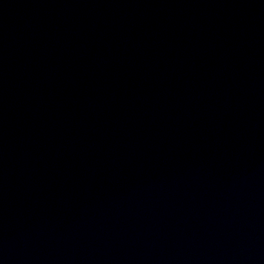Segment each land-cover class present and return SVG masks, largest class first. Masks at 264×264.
Masks as SVG:
<instances>
[{
    "label": "water",
    "instance_id": "water-1",
    "mask_svg": "<svg viewBox=\"0 0 264 264\" xmlns=\"http://www.w3.org/2000/svg\"><path fill=\"white\" fill-rule=\"evenodd\" d=\"M0 264H264V0H0Z\"/></svg>",
    "mask_w": 264,
    "mask_h": 264
}]
</instances>
